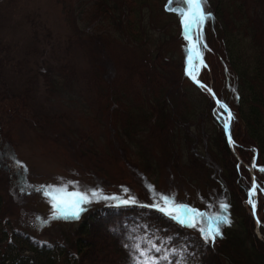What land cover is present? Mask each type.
<instances>
[{
	"label": "trees",
	"instance_id": "16d2710c",
	"mask_svg": "<svg viewBox=\"0 0 264 264\" xmlns=\"http://www.w3.org/2000/svg\"><path fill=\"white\" fill-rule=\"evenodd\" d=\"M146 1L148 0H76L73 3L75 8L67 9L72 22L77 24L74 26L79 28L78 43L84 45L83 50L88 53L93 64L89 84L93 85L97 103L110 125L109 136L112 138L105 149L99 148L96 158L101 155L109 156L111 152L118 169H121L119 164L122 161L129 167L133 165L139 168L140 171L137 173L142 185L148 192L157 193L165 188L169 178L164 177L161 183L150 180L148 170L152 167L158 165L156 170H168L169 174L180 177L179 175L182 176L185 172L198 169L196 165L198 155L204 160L208 154L214 153L219 168L214 164H206L205 171H209L214 176V181L218 182L216 185L220 191L217 194L219 197L217 205L210 203L209 206H200L193 203L192 199L185 200L184 194L182 195L177 188L170 189L162 195L174 199L176 203L191 206L195 204L198 209L203 208L202 210L210 216L226 215L230 223L219 224L221 235L214 241L206 242L197 228L195 229L200 239L194 237L179 239L166 233H178L177 231L187 233L186 229L190 231L194 228L182 226L164 212L150 207L151 204L136 202L104 206V210L121 213V216L115 217L114 220L106 221L109 212L99 217L100 213L105 211L91 202L81 205L83 210L78 219L55 218L54 213L50 216L37 213V230L40 228L46 232L36 233L30 229L17 227L14 213L4 206V196L0 192V227L2 226L0 232L5 231L4 235L8 238L0 239V264H27L23 262L27 257L23 254L27 251L41 264H111L115 260L114 256L116 259L121 258L125 253L132 251L127 247L131 236L134 235L137 239L151 238L157 243L161 239L153 238L156 235L161 236L160 234L163 242L158 246L162 251L157 254L162 255L163 248L175 246L177 249L186 250L183 252L186 264H264V240L254 231L256 223L247 201L249 189L253 184L247 165L254 160L253 170L260 190L257 215L263 225L264 0H220L218 8L210 7V0H203L202 8L205 12H210L211 17L206 19L195 33L203 59L199 79L211 86L220 102L231 111L230 135L239 160L231 150L225 134V121L219 115L223 109L216 105L208 92L194 84L185 74L188 40L183 32L180 13L176 10L181 7L179 0H163L160 8L166 15L176 19L182 52L181 75L201 91L203 96L201 101L204 103L189 105L181 101L186 108L178 106L182 110L179 109L180 112L176 114L171 93L155 83L156 72L160 71L166 62L164 51L167 50L169 42L158 45L156 51L152 52H156L154 56L150 50L146 55L141 51L136 52V48H144L147 42L146 39L143 42V32L136 29L137 22L141 20L138 5L142 7ZM134 14L135 21L132 20ZM233 39H236V44L234 49L230 50L229 45ZM110 44H114L120 53L113 64L116 70L114 73L106 74V67L99 65L94 53L104 51ZM122 58L124 60L137 58L139 62L141 59L145 60V64L149 63L153 67L154 74H151L155 80L149 77V73L146 75L143 72L142 62L137 73L131 76L136 87H129L128 78L125 79L118 69L124 66L125 61L123 62ZM18 102L12 100L11 106L17 109ZM23 115L25 117L24 113ZM68 132L69 128L64 127L55 134L57 138H63L66 143H70L75 149L74 154L78 155V158L71 155L69 163H74L78 169L86 168L97 175V170L103 167L94 162L84 164L86 159L82 160L84 158L82 154L80 155L81 152L88 150L89 145L86 143L78 145V139L69 136ZM86 136L82 135L80 141L85 142ZM89 150L92 151L90 148ZM167 152L168 155H165ZM164 155L168 157L167 161L161 160ZM10 156L13 167L17 169L18 174L20 172L18 180L15 181L22 182L26 177L25 168L18 162L13 150H10ZM116 157H120V161ZM1 163L0 156V165L5 172V167ZM236 177L238 184L233 180ZM220 204H226L227 208L222 211ZM100 222L107 223L102 227L115 232L113 236H117L119 240L118 245L110 241V248L112 246L116 248L112 252L106 247L109 244L104 247L105 244H96L93 240L95 228ZM48 223H61L69 228L61 229L55 235L47 232ZM104 232L106 234L107 230ZM261 233L264 236V227H261ZM168 237L171 239H167ZM237 240L238 244L240 240V247L231 249V243H237ZM242 252L252 254V259L248 255H246L248 258L245 257ZM174 261L175 257L170 255L166 264H174Z\"/></svg>",
	"mask_w": 264,
	"mask_h": 264
},
{
	"label": "rangeland",
	"instance_id": "374dc122",
	"mask_svg": "<svg viewBox=\"0 0 264 264\" xmlns=\"http://www.w3.org/2000/svg\"><path fill=\"white\" fill-rule=\"evenodd\" d=\"M75 1L0 0V156L1 164L5 167L4 172L0 165V175H2L0 192L4 196V206L14 213L17 227L30 229L36 233L46 232L44 229L41 231L40 228L37 230V213L41 212L40 215L42 216H50V214L55 213L51 196L61 195L55 188H48L49 185H58L63 188L64 192L68 193L78 189L96 188L102 190L106 196L116 195L118 198L132 196L136 202L141 204L162 203L159 200L162 193L177 188L182 195L184 194L185 200L186 198H188L187 200L192 199L193 203L200 206H209L210 203L214 206L217 205L219 203L217 194L220 191L216 185L218 182L214 181V176L209 171V173L205 171L206 164H214L219 168V162L214 153L208 154L204 160L198 155L196 157L198 169L191 171L192 173L185 172L182 176L179 175L181 178L175 177V174H169L168 170H156L158 165L152 167L148 170L150 180L161 183L164 177L169 178L165 188L163 187L157 193L148 192L142 185L141 178L137 173L140 171L139 168L133 167V165L129 167L122 161L119 164L123 170L121 171L116 167L117 163L115 159H112L111 152L109 156L101 155L96 158L99 148L105 149L112 137L109 136L108 128L110 125L104 118L99 103H97L96 91L93 85L89 84L93 64L90 62L88 53L83 50L84 45L78 43L79 28L74 26L76 23L72 22L71 14L67 10L68 8L69 10L75 8L73 4ZM161 1L163 2V0H148L142 7L138 5L141 20L137 22L136 29L143 32V42L145 39L147 42L144 48H136V52L141 51L146 55L149 50L152 53L156 51L158 45L169 42L167 50L164 51L166 62L162 69L156 72L155 83L171 93L174 111L177 114L182 110L178 106L181 105V107L186 108L181 101L189 105L200 102L202 105L204 101H201L203 98L201 91L192 86L181 75L182 52L176 19L166 15L161 10ZM219 2L220 0H210L209 6L218 8ZM143 8L145 9L142 15ZM132 20H136L135 14L132 16ZM192 25L195 30L198 29L195 23ZM183 32L185 37L186 34L188 37L185 29ZM227 37L231 39L229 35ZM119 42L122 43V41ZM235 44L236 39H233L229 45L230 50L234 49ZM104 49L102 52L94 53L95 59L99 65L106 67V74L114 73L116 69H114L113 64L120 50L114 47V44H110ZM200 53L197 51L199 58L191 61V68L194 77L202 81L199 79L203 65ZM155 54L156 52L152 53V56ZM123 62L124 66L118 69L125 79L126 77L129 79H127L129 87H136L134 78L131 76L137 73L142 62L143 72L146 75L149 73L148 75L152 79L151 73L154 74V69L149 63L145 64V60L141 59L139 62V59L131 58L123 59ZM128 66L130 68H126ZM12 100L19 101L17 109L11 106ZM22 103L23 105L27 104V106H23ZM220 113L229 121L228 113L230 110L228 108L227 111L223 109V112ZM21 115L23 117H19ZM64 127L69 128V136L78 139V145L82 143L89 145L87 146L88 150L81 152L80 155L82 154V158H84L82 160L86 159L84 164L94 162L103 167V169L97 170V175L86 168L78 169L74 163H69L71 155L76 158L78 155L74 154L76 153L75 149L70 143H66L63 138L56 137V131ZM82 135H87L85 142L80 141V138H83ZM69 136L68 138H70ZM114 145L117 146L116 141ZM10 150H13V153L17 155L18 162L25 168L26 177L22 182L17 181L18 184L15 180H18L20 172L18 174L17 169L12 165ZM231 150L239 160L235 146L234 148L231 147ZM165 155H168V152ZM116 158L120 161V157ZM166 159H168L166 156L161 158L162 161H167ZM254 164L255 161L252 160L247 165L252 180ZM153 171L157 173H153ZM61 180L64 183H61ZM233 180L237 181L238 184L237 177ZM239 180L241 179L239 178ZM46 191L50 193L49 196H45ZM259 194L260 190L256 186L255 191L247 200L248 203L251 199L256 204ZM210 195L213 196V199ZM148 200L153 201V203ZM169 200L172 199L169 198ZM92 202L102 208L101 210H104V206L117 205L115 201L101 199L99 196L94 198ZM195 204H193L194 206H187L206 214L202 210L203 208L198 209ZM250 206L256 223L254 231L260 239L264 240L261 233V227H264V224L262 225V222L260 226L257 224L260 219L259 217L258 220L255 218L254 209L251 204ZM104 211H101L99 217H103L109 212L106 221L121 216V213H114L113 210ZM185 214H187L186 209ZM206 216H210V214L207 213ZM149 217L152 216L149 215ZM197 222L201 224V227L204 226L201 218ZM104 224L107 223L100 222L97 224L93 240L96 241V244H105L104 247L110 241L117 244L119 240L117 236H113L115 232L102 227ZM47 228V232L50 231L57 235L61 229L66 230L69 226L61 223H48ZM106 230L105 234L104 231ZM185 231L187 233L177 231L178 233L168 232L166 234L179 239L191 237L200 239L195 228ZM4 232H0V239H8ZM160 235L162 236V234ZM161 236L156 235L153 239H162ZM239 244L238 240L237 243H231V249L235 250L238 246L240 247ZM106 247L110 248V244ZM167 248L169 247L163 248V253ZM114 249L116 248L112 246L111 252ZM242 254L247 258L250 256V259L253 257L247 252H242ZM23 255L27 256L26 260L23 259L24 263L41 264L36 257L30 256L29 251ZM152 255L159 256L157 253H152ZM114 258L115 260L111 264H132V259H141L133 251L125 253L121 258L116 259V256Z\"/></svg>",
	"mask_w": 264,
	"mask_h": 264
},
{
	"label": "snow or ice",
	"instance_id": "6c2138e0",
	"mask_svg": "<svg viewBox=\"0 0 264 264\" xmlns=\"http://www.w3.org/2000/svg\"><path fill=\"white\" fill-rule=\"evenodd\" d=\"M181 7L176 10L180 13L181 23L186 30H190L192 24L195 23L197 28L208 18L211 17L210 12H205L202 8L203 0H179ZM186 5V7H184ZM186 38L187 34H186ZM199 55L194 59H198ZM187 71V69H186ZM219 107L227 111L226 105L217 101ZM229 117L231 113H228ZM224 128H228V123H224ZM264 170V169H262ZM61 183H64L61 180ZM48 188H55L57 192H60L59 196H51L53 200V208L56 210L54 213L55 218L64 219H78L80 212L83 210L81 208L82 204L91 203L94 198L99 196L101 199L115 201L117 205H125L130 203H136V200L132 196L127 198H118L116 195L106 196L103 194L102 190L91 188L86 190H76L73 192H64L63 188L60 186L49 185ZM256 189L255 183L252 188L249 189V196L253 194ZM125 191H127L125 189ZM45 196H49V192L44 193ZM159 200L162 203H153L149 205L150 207L157 208L159 211L164 212L169 215L176 222L184 227L197 228L201 237L207 241H214L216 237L221 235L219 230V224L230 223L226 215L216 214L212 216H205L204 213L199 212L195 208H190L186 204L176 203L175 200H169L167 196L161 195ZM249 204L255 209V204L251 199H249ZM220 208L223 211L227 208L226 204H220ZM185 209L187 214H185ZM202 218L204 226H199L198 219ZM167 239H171L168 237ZM163 242V238L157 243H153L151 238H139L137 239L134 235L130 237V242L127 244L137 256L141 259H132V264H166L169 261L170 255L175 257L174 264H186L183 252L186 250L177 249L175 246L167 248L162 255L154 256L152 253H160L162 251L159 247V243Z\"/></svg>",
	"mask_w": 264,
	"mask_h": 264
},
{
	"label": "water",
	"instance_id": "95a60500",
	"mask_svg": "<svg viewBox=\"0 0 264 264\" xmlns=\"http://www.w3.org/2000/svg\"><path fill=\"white\" fill-rule=\"evenodd\" d=\"M188 33H189V37H190V42L193 43V41H194V37H193L192 29L188 30ZM191 53H192V47L189 48V52H188V61H187L186 67H185V73H186V75H187L191 80H193L194 83H195L196 85L201 86V87H206V90L209 92V94H210V95L214 98V100L216 101V105L219 106V104L217 103V101H219V99H218L216 93L214 92V90L212 89V87L206 85V83H204L203 81H200V80H198V79H195V78L192 76V74H191V68H190V57H191L190 55H191ZM186 69H187V71H186ZM219 102H220V101H219ZM223 118L226 119L224 116H223ZM225 130L228 132L229 128H227V129H225ZM227 137H228V139H229V144H230V146H231L232 148H234L235 145H234V142L232 141L230 135L227 134ZM251 171H252V170H251ZM252 174H253V180H254V183H255V185H256L255 174H254L253 171H252ZM254 183H253V184H254ZM253 211H254L253 214H254L255 218L258 220V216H257V213H256L255 209H254ZM257 224L260 226V224H261V223H260V220H258Z\"/></svg>",
	"mask_w": 264,
	"mask_h": 264
},
{
	"label": "bare ground",
	"instance_id": "6f19581e",
	"mask_svg": "<svg viewBox=\"0 0 264 264\" xmlns=\"http://www.w3.org/2000/svg\"><path fill=\"white\" fill-rule=\"evenodd\" d=\"M193 26V25H192ZM196 51L194 50L192 53H191V57H190V60L193 61L194 60V57L196 56Z\"/></svg>",
	"mask_w": 264,
	"mask_h": 264
}]
</instances>
